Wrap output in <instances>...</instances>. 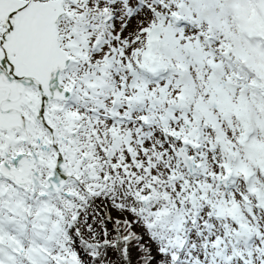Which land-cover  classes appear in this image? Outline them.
<instances>
[{
	"label": "snow or ice",
	"instance_id": "obj_1",
	"mask_svg": "<svg viewBox=\"0 0 264 264\" xmlns=\"http://www.w3.org/2000/svg\"><path fill=\"white\" fill-rule=\"evenodd\" d=\"M0 264H264V0H0Z\"/></svg>",
	"mask_w": 264,
	"mask_h": 264
}]
</instances>
